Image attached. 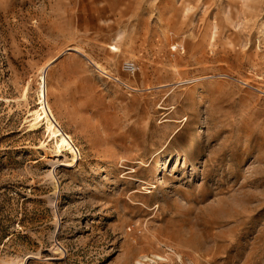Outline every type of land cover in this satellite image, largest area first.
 Masks as SVG:
<instances>
[{"label":"rangeland","instance_id":"1","mask_svg":"<svg viewBox=\"0 0 264 264\" xmlns=\"http://www.w3.org/2000/svg\"><path fill=\"white\" fill-rule=\"evenodd\" d=\"M0 264H264V0H0Z\"/></svg>","mask_w":264,"mask_h":264},{"label":"bare ground","instance_id":"2","mask_svg":"<svg viewBox=\"0 0 264 264\" xmlns=\"http://www.w3.org/2000/svg\"><path fill=\"white\" fill-rule=\"evenodd\" d=\"M41 85H42V87H41V91H40L41 94H40V101H39L41 112L39 115H43V117L45 118V120L47 122V126L51 130L52 135L61 136L58 139L59 144L57 146L61 147L62 145L66 144L67 146H69V149H71V151H74V147L71 144L72 141L70 142L69 135L65 134L59 128L56 127V123L53 119V115H52L51 111L49 110L48 105H46V103H45L44 82ZM34 115L39 117L38 112H34ZM158 169H159V167H158Z\"/></svg>","mask_w":264,"mask_h":264},{"label":"built area","instance_id":"3","mask_svg":"<svg viewBox=\"0 0 264 264\" xmlns=\"http://www.w3.org/2000/svg\"><path fill=\"white\" fill-rule=\"evenodd\" d=\"M123 68L127 72L134 73L137 69V66L132 61H125L123 63Z\"/></svg>","mask_w":264,"mask_h":264}]
</instances>
